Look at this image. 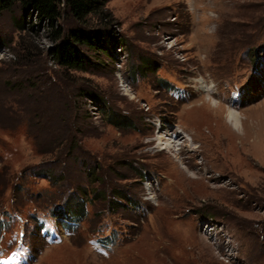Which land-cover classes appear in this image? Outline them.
Listing matches in <instances>:
<instances>
[{
    "label": "rangeland",
    "instance_id": "1",
    "mask_svg": "<svg viewBox=\"0 0 264 264\" xmlns=\"http://www.w3.org/2000/svg\"><path fill=\"white\" fill-rule=\"evenodd\" d=\"M104 11L58 19L115 40L81 70L18 3L0 11V264H264V0Z\"/></svg>",
    "mask_w": 264,
    "mask_h": 264
},
{
    "label": "trees",
    "instance_id": "2",
    "mask_svg": "<svg viewBox=\"0 0 264 264\" xmlns=\"http://www.w3.org/2000/svg\"><path fill=\"white\" fill-rule=\"evenodd\" d=\"M106 0H0V11L10 9L15 3H18L23 9L24 13L34 15L39 21H42L46 26L51 28V34L55 40L52 47V55L56 64L66 69H84L90 62L88 57L84 54L82 48L94 52V54L108 55L109 49L114 38L110 31L105 26L99 27H75L70 29L67 33H63L59 25H57L61 12L66 11L77 22H84L87 18L95 16L97 20L103 21L107 19L105 9ZM109 115V122L113 125H121L122 120L112 118ZM68 154L69 150L74 148V144L67 143ZM58 154L56 158H58ZM93 176L94 169L89 171ZM52 171L49 169L43 172L45 177H50ZM85 192H80V207L75 208L70 205L71 211L76 210L80 216L84 213L82 206L85 199ZM126 197L125 195H121ZM73 209V210H72Z\"/></svg>",
    "mask_w": 264,
    "mask_h": 264
},
{
    "label": "bare ground",
    "instance_id": "3",
    "mask_svg": "<svg viewBox=\"0 0 264 264\" xmlns=\"http://www.w3.org/2000/svg\"><path fill=\"white\" fill-rule=\"evenodd\" d=\"M205 84H201L200 88H204ZM218 109V107H217ZM227 121L233 125L235 128L239 129L242 128L243 122H242V118L240 116V113H238L235 109H228L226 111V115H225ZM169 136V137H168ZM173 134L169 133V132H165L164 134L162 133L161 135H159V139H164L165 141H169L170 138H172ZM169 138V139H168ZM163 140V141H164ZM169 144V143H166Z\"/></svg>",
    "mask_w": 264,
    "mask_h": 264
}]
</instances>
